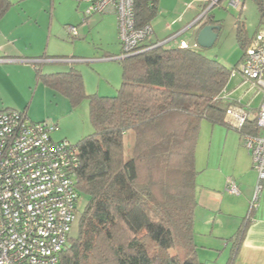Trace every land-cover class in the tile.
I'll return each mask as SVG.
<instances>
[{"label":"trees","instance_id":"trees-1","mask_svg":"<svg viewBox=\"0 0 264 264\" xmlns=\"http://www.w3.org/2000/svg\"><path fill=\"white\" fill-rule=\"evenodd\" d=\"M256 2L264 12L263 3ZM157 3L134 0L136 28L150 25ZM208 5L205 2L203 8ZM10 7L9 0H0V20ZM203 21L220 25L209 16ZM150 36L136 54L116 60L121 84L114 96L85 93L82 74L75 69L45 74L36 70V80L61 92L73 107L87 99L94 128L75 145L80 159L78 202L82 195L88 200L83 212L76 213L77 234L70 235L58 264H201L194 240L200 124L206 120L234 129L225 122L226 110L234 102L220 94L228 90L231 73L251 37L243 36L237 26L242 55L228 68L197 46L168 47ZM236 131L258 133L251 119ZM125 136H131L130 155ZM244 227L231 238L233 249L226 264L234 260Z\"/></svg>","mask_w":264,"mask_h":264},{"label":"rangeland","instance_id":"rangeland-1","mask_svg":"<svg viewBox=\"0 0 264 264\" xmlns=\"http://www.w3.org/2000/svg\"><path fill=\"white\" fill-rule=\"evenodd\" d=\"M9 1L11 7L0 20V46H5L0 48V111H26L30 121L55 126L51 133L53 141L67 140L76 145L81 138L94 132L89 119V101L83 99L73 107L61 92L37 81L36 70L45 74L67 72L74 68L82 74L83 89L88 95H116L121 84L120 64L116 60L102 59L105 55L120 54L116 16H86L83 10L87 4L77 6L73 0ZM256 1L244 0L239 13L229 0H221L213 7L209 3L205 9V0H158L157 13L150 23L153 31L150 37L163 43L174 35V39L165 43L166 46L176 47L182 41L194 46L192 24L207 13L206 18L213 17L220 22V32L211 48L199 49L206 57L231 68L242 55L236 41L237 26L243 36L246 34L248 37L256 29H264V12ZM70 26L76 28V37L69 32ZM42 55L55 62L41 65L29 60ZM220 128L225 133L226 128L221 125H212L206 120L201 122L195 147L197 164L198 161L201 165L205 163L211 141L213 155H219L223 140H217L215 133ZM230 131L240 136L235 129ZM130 137H124L127 155H130L129 147L132 144ZM87 200L85 195L80 197L77 215L83 212ZM77 220L72 226L71 236L77 234ZM206 235L207 241L212 240L208 233ZM230 249V243L226 248L220 243L217 250L212 251L211 260L200 262L226 264Z\"/></svg>","mask_w":264,"mask_h":264},{"label":"built area","instance_id":"built-area-1","mask_svg":"<svg viewBox=\"0 0 264 264\" xmlns=\"http://www.w3.org/2000/svg\"><path fill=\"white\" fill-rule=\"evenodd\" d=\"M74 1L87 4L86 16L115 14L121 45L117 60L136 54L135 49L152 34L150 25L136 28L134 0ZM229 1L240 13L244 0ZM205 2L213 7L220 1ZM68 30L77 36L75 27ZM180 45L187 46L184 42ZM232 77L238 78L235 88L242 91L226 110L225 122L241 131L251 119L258 130L257 134H240L257 173L248 205L249 218L264 188V29H258L251 37ZM229 95L224 89L220 98L231 100ZM256 99L259 103L250 117L248 109ZM54 130V125L32 122L22 112L0 111V264H58L59 254L68 245L78 204L75 185L79 149L67 140L53 141ZM226 192L239 193L232 182H228Z\"/></svg>","mask_w":264,"mask_h":264},{"label":"crops","instance_id":"crops-1","mask_svg":"<svg viewBox=\"0 0 264 264\" xmlns=\"http://www.w3.org/2000/svg\"><path fill=\"white\" fill-rule=\"evenodd\" d=\"M261 2L264 5V2ZM172 39H174V35L169 37L168 41ZM2 47L5 46L1 45L0 48ZM120 54L118 56L108 55L109 57L105 55L102 59L117 60ZM29 60L41 65L55 62V60L43 56ZM238 82L237 77H232L228 82L227 91L233 101L240 97L242 91L235 88ZM232 85H234L233 88H231ZM245 101L246 98L243 99L242 104H245ZM256 101L259 103V99H256L250 106L251 110L248 109L250 117L254 115L258 106ZM221 126L226 128L225 133H222V128L216 133L213 132V135L216 134L217 140H223L219 155H213L211 141L205 163L201 165L199 161L198 164L195 162L198 174L196 176L197 207L194 214V232L195 241L198 244V260L199 262L200 260L204 262H207L208 259L211 260L212 251H216L220 243L224 248L229 243L231 244V255L233 249L231 238L242 225H245L244 236L236 244L235 257L231 264H264V188L260 192L257 207L246 221L248 205L257 183V173L253 168L250 154L242 145L239 134L237 136L230 131L231 128ZM228 182L237 186L238 194L232 195L226 192ZM206 233L212 240L207 241ZM200 263L202 264V262Z\"/></svg>","mask_w":264,"mask_h":264},{"label":"water","instance_id":"water-1","mask_svg":"<svg viewBox=\"0 0 264 264\" xmlns=\"http://www.w3.org/2000/svg\"><path fill=\"white\" fill-rule=\"evenodd\" d=\"M205 16L202 15L198 18L195 22V26L193 25V35L196 46L201 49H209L211 48L217 38H218V31H220V27L214 24H208L207 22L203 21ZM198 21H202L197 23Z\"/></svg>","mask_w":264,"mask_h":264}]
</instances>
